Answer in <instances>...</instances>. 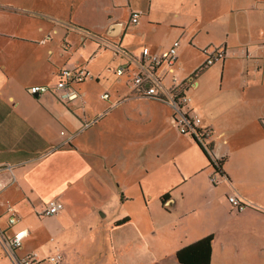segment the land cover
<instances>
[{"label": "crops", "instance_id": "crops-1", "mask_svg": "<svg viewBox=\"0 0 264 264\" xmlns=\"http://www.w3.org/2000/svg\"><path fill=\"white\" fill-rule=\"evenodd\" d=\"M175 41L180 42L177 84L166 66L148 77L143 49L160 55ZM204 50H222L226 56L207 66ZM121 64L126 71L118 77ZM68 67L93 76L78 86L85 103L64 104L52 93L27 92L33 85H55ZM139 74L149 79L136 87ZM148 88L156 95H147ZM175 90L192 98L185 110L199 115L213 132L211 158L222 161L224 174L215 186L209 179L215 170L192 136L174 127L168 102ZM0 103L10 108L0 114V165L14 166L16 179L0 196V230L8 236L29 232L19 256L38 252L42 264L55 253L63 255V264H167L165 253L157 247L156 253L150 251L132 219L126 216L129 222L118 225L123 211L117 209L109 226H89L90 234L76 224L113 215L127 200L129 182L150 175L148 164L128 167L126 159L129 122L139 117L141 130L148 125L163 138L165 147L155 144L154 149L167 148L183 179L163 207L186 217L203 212L208 224L202 222L195 240L213 237L212 262L226 261L230 254L237 262L264 263V0H0ZM19 120L43 139L44 149L34 151ZM86 122L95 123L84 130ZM31 152L38 155L25 160ZM201 173H207L206 196L199 202L186 191ZM231 195L243 210L229 204ZM51 201L64 210L39 218ZM7 202L20 217L12 228L6 223ZM34 214L45 222L42 226L26 224ZM176 253L169 264H179ZM0 264H13L1 242Z\"/></svg>", "mask_w": 264, "mask_h": 264}, {"label": "rangeland", "instance_id": "rangeland-1", "mask_svg": "<svg viewBox=\"0 0 264 264\" xmlns=\"http://www.w3.org/2000/svg\"><path fill=\"white\" fill-rule=\"evenodd\" d=\"M134 119L135 122H129L130 131L127 137V142L129 144L130 151L126 156L127 164L129 167L132 165L135 166V163L137 162L146 163L150 167V175H140V177L143 178L141 182L135 184H131L129 182V190L126 194L127 200L119 208L116 207L114 209L113 215L106 218L101 215L97 217L89 216L87 221L81 218L76 224H78L79 231L82 234L87 232L90 234L88 230L89 226L94 225L96 227L101 224L109 226L115 217L117 209L119 213L123 211L119 219H125L126 216L132 219L133 224L138 225L139 228L143 230V236L146 244H150V246L153 247L150 251L156 253L154 248L157 247L158 251L165 253V257L163 259H165L166 263L169 264L171 260L174 259L173 257L176 253V248L182 249L183 247L197 241L195 239L200 232L201 228L199 227L202 222L208 224V219L203 212H197L199 216L186 217L180 214V212H170L163 207L161 201L162 197L167 192L169 193L170 190L174 189L180 181H183V179H180L178 174L179 170L175 169V166L172 164L171 156L168 151H166L167 148H165L162 153H160V150L156 151L157 146L154 149L155 144L161 145L162 148L165 147L166 143L163 142V138L148 125L145 126L146 128L141 130L139 117H135ZM137 132L143 137L136 136L135 133ZM137 146L139 147V150L143 151V153H135ZM133 150L135 152H133ZM188 158L190 161L192 160V162L195 163V159L191 154ZM153 167L154 169H152ZM210 172L211 170L208 174ZM206 175L207 173L199 174L186 191L188 196L191 195L195 200H199V202L203 201L206 196L205 185H203ZM116 189H121V186H116ZM181 190L182 188H180L176 194H180L179 192H181ZM44 223L45 222H41V219L34 214L33 219L28 221L26 224L30 227H35L38 225L42 226ZM97 234L98 232L95 230L92 235V239L97 237ZM159 255L164 256L163 254ZM225 260L226 261H223L221 257H219L218 260L216 257L211 264H261V261L254 258L252 260L253 263L237 262L239 259L234 258L230 254L225 256Z\"/></svg>", "mask_w": 264, "mask_h": 264}, {"label": "built area", "instance_id": "built-area-1", "mask_svg": "<svg viewBox=\"0 0 264 264\" xmlns=\"http://www.w3.org/2000/svg\"><path fill=\"white\" fill-rule=\"evenodd\" d=\"M133 23H137V17L132 19ZM44 43V41L42 42ZM180 46L179 41H175L168 51L157 55H150V50L144 48L142 51V57L144 60H148L150 67L148 70V77H154L153 70L157 67L166 66L168 71L174 75L173 81L177 84L178 79L176 77L175 66L178 60V48ZM204 55L206 57V65L212 66L218 62H221L225 56L226 52L222 50H204ZM126 68L124 65H119L116 69V75L122 77L125 74ZM147 77V78H148ZM144 75L139 74L134 77V85L136 87H141L146 83L147 80ZM93 79V76L84 68H65L59 73V79L57 83L53 86L47 85H33L27 89V92L32 96H41L45 94L52 93L57 96V98L64 104H70L76 101H81L85 103L84 94L78 89V86L83 84L86 80ZM149 79V78H148ZM136 94H141V92L136 91ZM141 95H144L143 93ZM147 95H156L155 88H148ZM103 100H108L109 95L104 94L102 96ZM192 101V98L185 96L175 90L173 94L169 96V105L174 112L173 124L174 127L180 134L195 136L197 141L201 144L203 149H205L209 156H211V140L213 138V132L211 129L204 128L202 126V119L199 115L192 111H186L185 107L188 106ZM95 122L84 123L83 129L86 130L90 128ZM65 133L62 132L61 135ZM14 166L10 164L0 165V174L7 172L10 174L7 178L1 177L0 175V196L2 192L9 186L16 183L15 176L13 175ZM219 174L213 171L210 175V182L212 185L218 183ZM229 204H231L236 210L241 211L245 208V205L240 201L236 195H231L228 198ZM2 204L0 198V205ZM64 210V205L57 201L49 202L42 210H40L37 215L39 218L52 217L58 215ZM6 223L8 228H12L17 225L20 221L19 214L16 207L7 202L5 209ZM29 235L27 230H23L12 236H8L6 231L0 230V242L2 243L4 253L10 258L13 264H42V257L38 252H30L23 256H19L18 252L22 249L23 239ZM64 257L61 253H55L48 256L44 263L45 264H63Z\"/></svg>", "mask_w": 264, "mask_h": 264}, {"label": "trees", "instance_id": "trees-1", "mask_svg": "<svg viewBox=\"0 0 264 264\" xmlns=\"http://www.w3.org/2000/svg\"><path fill=\"white\" fill-rule=\"evenodd\" d=\"M202 72V70H200ZM200 72H197L196 74H199ZM4 107V109L2 108ZM2 113H5L6 115L10 113V108L4 106L3 104L0 103V114L3 115ZM19 127L21 128L23 134L25 137L30 140L32 143V146L34 148V151L37 150H42L44 149V141L43 139L35 133L32 129H30L23 121L19 120ZM192 138L198 145V147L201 149L205 157L207 158L210 166L214 168V170L220 175L223 176V168H222V161H214L212 160L211 156H209L208 152L203 149L201 144L197 141V138L193 135ZM209 150L211 149V145L208 148ZM25 160L33 159L35 158L38 154L36 153H25ZM169 198V193H166L161 201L162 204L165 203V201ZM129 219L125 218L121 222L118 223V225L123 224V223H128ZM212 242H213V237L208 236L206 238H203L193 244H190L186 247H183L176 253V259L179 264H211L212 262V254H213V249H212Z\"/></svg>", "mask_w": 264, "mask_h": 264}, {"label": "water", "instance_id": "water-1", "mask_svg": "<svg viewBox=\"0 0 264 264\" xmlns=\"http://www.w3.org/2000/svg\"><path fill=\"white\" fill-rule=\"evenodd\" d=\"M35 97H39V96H35Z\"/></svg>", "mask_w": 264, "mask_h": 264}]
</instances>
